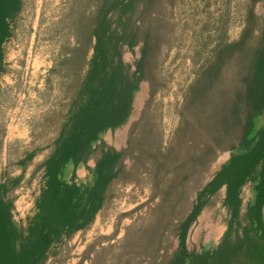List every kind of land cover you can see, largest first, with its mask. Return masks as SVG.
<instances>
[{"label": "trees", "instance_id": "trees-1", "mask_svg": "<svg viewBox=\"0 0 264 264\" xmlns=\"http://www.w3.org/2000/svg\"><path fill=\"white\" fill-rule=\"evenodd\" d=\"M94 1L65 59L60 103L19 157L21 174L8 173L0 183V264H45L56 243L92 228L121 185L148 187L154 201L137 219V264H264V12H258L264 0L241 3L237 38L230 36L234 0H222L219 15L206 16L194 29V78L166 147L155 102L168 87L162 69L173 45L166 13L179 0ZM24 5L0 0V78L5 46ZM137 49L134 63L126 61L125 53ZM142 82L150 86L149 98L127 145L118 149L101 135L127 123ZM226 152L228 162L211 173ZM40 156L34 175L42 172L44 186L22 229L14 220L15 193ZM91 160V185L79 184L75 171L71 181L64 179L69 164L77 168ZM251 183L254 199L246 202ZM218 204L226 209L219 243L190 249L192 228Z\"/></svg>", "mask_w": 264, "mask_h": 264}, {"label": "rangeland", "instance_id": "rangeland-1", "mask_svg": "<svg viewBox=\"0 0 264 264\" xmlns=\"http://www.w3.org/2000/svg\"><path fill=\"white\" fill-rule=\"evenodd\" d=\"M243 1L232 2V38H237L242 30ZM95 4L94 0H25L24 9L14 23L13 37L5 46V72L0 78V183L8 173L21 174L22 170L16 165L19 157L60 103L67 80L65 59L75 45L79 21L91 13ZM222 5V0H179L175 11L168 10L166 13L172 38L169 43L173 45L166 53L167 60L162 69L168 77V87L155 102V115L161 113L162 117L157 119L163 131L165 147L178 125L177 111L183 101L184 91L194 78L193 31L200 27L206 16L217 17ZM258 12H264L262 5L258 6ZM138 55L139 49L136 52L128 50L124 58L134 63ZM149 94L148 82H142L135 94L127 123L106 131L101 135V140L118 149L125 147ZM157 106H161V109H157ZM39 142H43V139ZM230 156V152L224 153L212 167L211 173L228 162ZM42 159L43 156L36 158L35 164L25 172L23 186L15 193L16 206L21 207L27 201L21 198L26 193L31 198L40 194L44 186L43 174L40 171L34 175V171ZM93 167V160L77 168L73 164L69 165L64 179L71 181L75 171L79 184L91 185L94 180ZM253 186L254 183H251L245 188L246 202L254 199ZM153 204L150 188L140 185L119 186L118 197L107 211L98 215L92 228L56 243L49 251L45 264H137L138 251L133 242L137 219L145 217ZM15 212V222L20 228L26 229L29 219L24 221ZM126 213L131 214L123 217ZM225 216L226 209L221 204L215 209L204 211L190 233V249L203 251L216 246L226 230Z\"/></svg>", "mask_w": 264, "mask_h": 264}, {"label": "built area", "instance_id": "built-area-1", "mask_svg": "<svg viewBox=\"0 0 264 264\" xmlns=\"http://www.w3.org/2000/svg\"><path fill=\"white\" fill-rule=\"evenodd\" d=\"M21 198H24L25 201L22 206L18 207L16 206L17 214L19 213L21 218L26 221L27 219L31 218L36 211V199L31 198L28 193H26L25 196H22ZM16 215V212L14 211V216Z\"/></svg>", "mask_w": 264, "mask_h": 264}, {"label": "crops", "instance_id": "crops-1", "mask_svg": "<svg viewBox=\"0 0 264 264\" xmlns=\"http://www.w3.org/2000/svg\"><path fill=\"white\" fill-rule=\"evenodd\" d=\"M70 166H72V164H69ZM79 167V166H78Z\"/></svg>", "mask_w": 264, "mask_h": 264}]
</instances>
